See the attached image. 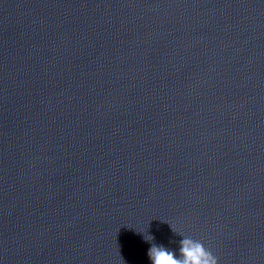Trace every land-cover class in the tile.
I'll use <instances>...</instances> for the list:
<instances>
[{"label": "clouds", "instance_id": "obj_1", "mask_svg": "<svg viewBox=\"0 0 264 264\" xmlns=\"http://www.w3.org/2000/svg\"><path fill=\"white\" fill-rule=\"evenodd\" d=\"M182 237L179 243V256L163 245L152 243L148 250L151 264H218L217 258L201 241L188 236ZM144 239L152 242L154 237L148 234L144 235Z\"/></svg>", "mask_w": 264, "mask_h": 264}]
</instances>
